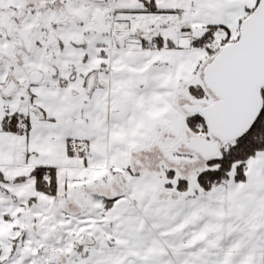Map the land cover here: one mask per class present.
<instances>
[{
  "label": "snow or ice",
  "instance_id": "obj_1",
  "mask_svg": "<svg viewBox=\"0 0 264 264\" xmlns=\"http://www.w3.org/2000/svg\"><path fill=\"white\" fill-rule=\"evenodd\" d=\"M0 264H264V0H0Z\"/></svg>",
  "mask_w": 264,
  "mask_h": 264
}]
</instances>
